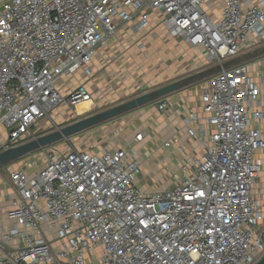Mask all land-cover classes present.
I'll return each instance as SVG.
<instances>
[{
    "label": "built area",
    "instance_id": "1",
    "mask_svg": "<svg viewBox=\"0 0 264 264\" xmlns=\"http://www.w3.org/2000/svg\"><path fill=\"white\" fill-rule=\"evenodd\" d=\"M206 1L0 0V149L29 141L57 108L91 102L84 83L62 92V82L90 77L99 50L125 27L141 34L157 21L198 49L206 68L264 47V0H223L218 17ZM167 109L158 101V111ZM175 115L203 148L179 164L169 188L138 186L134 148L42 150V167L25 162L8 171L1 180L13 196V225L1 232L0 264L260 261L264 71L247 63L222 70L203 83L195 108ZM143 138L139 132L134 142Z\"/></svg>",
    "mask_w": 264,
    "mask_h": 264
},
{
    "label": "crops",
    "instance_id": "2",
    "mask_svg": "<svg viewBox=\"0 0 264 264\" xmlns=\"http://www.w3.org/2000/svg\"><path fill=\"white\" fill-rule=\"evenodd\" d=\"M222 3L223 0L206 1L208 9L217 17L220 15ZM132 39L137 40L136 44ZM247 64H249L252 71H264V57ZM153 65L156 66V69L150 68L149 74L146 76L147 78L140 80L141 76L139 75L145 72V66L150 67ZM92 69L93 73L90 77L85 76L83 73H78L73 77L65 78L60 88L62 92H65L84 83L92 97L91 103L89 102L91 104L89 110L104 106H106L105 109L111 108L142 94L140 90L147 82L157 85L155 86L156 89L187 75L204 70L206 66L198 49L189 47L180 39L169 37L157 21H152L151 27L141 34H135L127 27L120 30L114 38L109 40L105 47L99 50L98 55L93 60ZM134 77H137L138 80L136 81ZM205 82L166 97L164 100L168 103V109L164 113L157 110L158 102H156L87 130L83 134L85 133L90 137V142L93 144L94 140L91 138V135L97 134L98 137L103 138L109 132H114L117 137L109 139L110 146L114 145L113 148H108L109 150L134 148L136 156L141 163V168L144 167L147 158L149 160L162 159L164 165V169L161 170L162 174L168 175L171 172L178 174L179 164L182 161L199 155L203 147L196 145V141L188 138L182 122L175 113L177 110L187 111L197 106L201 87ZM131 86V89L138 94L126 97L128 89ZM45 120L40 121L30 131L28 139L31 140L43 135V132L39 133V131L41 130V123ZM139 132L144 133V138L141 142L135 143L134 136ZM173 135L179 136L178 144L164 148L163 143ZM108 136L106 135L105 139ZM71 140L72 138L63 143L65 144V149L61 147L63 145L61 142L45 149V151H68L67 145ZM178 146H181L182 149L180 150ZM88 150L94 153L102 151L99 148V151H93V149L79 151ZM37 153L4 167L6 168L5 173L7 174L8 171L23 168L25 162L36 161L38 163L36 170L42 167L44 156H39ZM29 172L32 174L34 170H30ZM3 176L4 174L2 175L1 172L0 235L2 231L11 228L13 225V222L7 219V212L13 196L10 188L2 183L1 178ZM138 186L140 187L139 184Z\"/></svg>",
    "mask_w": 264,
    "mask_h": 264
},
{
    "label": "water",
    "instance_id": "3",
    "mask_svg": "<svg viewBox=\"0 0 264 264\" xmlns=\"http://www.w3.org/2000/svg\"><path fill=\"white\" fill-rule=\"evenodd\" d=\"M261 57H264V47L256 48L221 65L206 68L162 87L137 95L111 108L85 116L69 125L57 128L27 142L6 149H0V168L14 164L31 154L40 152L61 142L68 141L78 134L119 118L133 110L154 104L184 89L205 82L222 70H228ZM256 264H264V257Z\"/></svg>",
    "mask_w": 264,
    "mask_h": 264
},
{
    "label": "rangeland",
    "instance_id": "4",
    "mask_svg": "<svg viewBox=\"0 0 264 264\" xmlns=\"http://www.w3.org/2000/svg\"><path fill=\"white\" fill-rule=\"evenodd\" d=\"M211 1V0H209ZM218 2V1H216ZM210 3V2H209ZM218 4V3H216ZM134 38V37H133ZM135 41V44L137 42V40H133ZM156 66H145V72L140 74L139 76H141L140 80L142 79H146L148 71H150L151 69H156ZM132 69V67H130ZM135 80L137 81V77H134ZM155 84H150V82H147L144 84V86L142 87V89L140 90V92L144 93V92H148L151 90L155 89ZM132 86L128 89V94L126 97H130L131 95H135L138 94L136 92L133 91V89H131ZM139 92V93H140ZM117 102V101H115ZM110 106V105H109ZM112 106V105H111ZM101 108V109H99ZM95 107L92 110H88L85 113L82 114H78L74 109L70 108V107H60L58 108L56 111H54V113L52 112L49 116V118H47L44 122L41 123V127H40V132H43V134L45 133H49L51 131H54L57 128H62L66 125H69L73 122H75L78 119H81L85 116H88L90 114H94L96 112H99L100 110L103 111V109L106 108V106L104 107ZM106 135H109L107 139ZM103 138L98 137V135H91V138L94 140L93 144L90 142V137H88L85 133L83 134H78L76 136H74L71 140L70 143H68L67 145V149L68 150H85V149H93V151H99V150H103V149H108V148H113V146H110L109 143V139L113 138V137H117V135L114 134V132H109L108 134H106ZM120 135V134H119ZM104 140V141H103ZM64 142H62L63 144ZM91 143V144H90ZM72 145V146H71ZM93 147H92V146ZM60 146V145H59ZM116 146V145H115ZM62 148H66L65 144L61 145ZM99 148V150H98ZM61 149V148H60ZM43 161V160H41ZM164 169V165H163V161L162 159H158V160H149L148 158L145 161L144 167L141 168V174L139 176L138 179V184L140 185V187L147 192H153L155 190H159V189H163V188H169L174 184L175 178L177 173L175 172L174 174L171 172V174H162L161 170ZM0 171L2 172V175L6 174V168H0ZM0 172V173H1ZM179 173V170L177 171Z\"/></svg>",
    "mask_w": 264,
    "mask_h": 264
},
{
    "label": "bare ground",
    "instance_id": "5",
    "mask_svg": "<svg viewBox=\"0 0 264 264\" xmlns=\"http://www.w3.org/2000/svg\"><path fill=\"white\" fill-rule=\"evenodd\" d=\"M90 103H89V101L88 102L79 103L78 105H76L77 107L75 106L76 107L75 111L78 114H82V113L87 112L89 110V108H90V105H91Z\"/></svg>",
    "mask_w": 264,
    "mask_h": 264
},
{
    "label": "snow or ice",
    "instance_id": "6",
    "mask_svg": "<svg viewBox=\"0 0 264 264\" xmlns=\"http://www.w3.org/2000/svg\"><path fill=\"white\" fill-rule=\"evenodd\" d=\"M0 23H3V21H0ZM5 71H7V69H5ZM201 195H202V193H201ZM142 223H143V221H141Z\"/></svg>",
    "mask_w": 264,
    "mask_h": 264
}]
</instances>
